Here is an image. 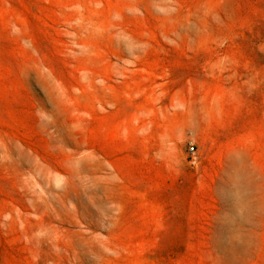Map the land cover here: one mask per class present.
<instances>
[{
    "label": "rangeland",
    "instance_id": "obj_1",
    "mask_svg": "<svg viewBox=\"0 0 264 264\" xmlns=\"http://www.w3.org/2000/svg\"><path fill=\"white\" fill-rule=\"evenodd\" d=\"M0 264H264V0H0Z\"/></svg>",
    "mask_w": 264,
    "mask_h": 264
},
{
    "label": "built area",
    "instance_id": "obj_2",
    "mask_svg": "<svg viewBox=\"0 0 264 264\" xmlns=\"http://www.w3.org/2000/svg\"><path fill=\"white\" fill-rule=\"evenodd\" d=\"M189 150H190L191 152H193V147H190Z\"/></svg>",
    "mask_w": 264,
    "mask_h": 264
}]
</instances>
